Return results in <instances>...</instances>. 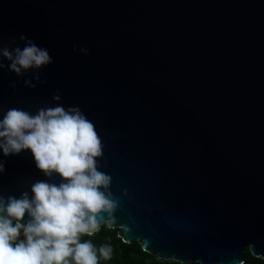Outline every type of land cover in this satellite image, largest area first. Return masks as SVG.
<instances>
[{
  "label": "water",
  "instance_id": "95a60500",
  "mask_svg": "<svg viewBox=\"0 0 264 264\" xmlns=\"http://www.w3.org/2000/svg\"><path fill=\"white\" fill-rule=\"evenodd\" d=\"M22 34L53 62L17 75L4 61L0 118L85 113L111 177L100 226L160 259L264 258V0H0V47ZM0 161L5 197L50 179L30 149Z\"/></svg>",
  "mask_w": 264,
  "mask_h": 264
},
{
  "label": "clouds",
  "instance_id": "9594fccd",
  "mask_svg": "<svg viewBox=\"0 0 264 264\" xmlns=\"http://www.w3.org/2000/svg\"><path fill=\"white\" fill-rule=\"evenodd\" d=\"M20 40L23 47H0V67L7 61L10 70L23 75L53 62L47 48L23 34ZM79 51L87 54V49ZM28 149L50 179L32 183L30 192L19 197L0 195V264H99L101 257L108 259L109 246L97 249L90 239H81L97 232L102 214L114 207L111 177L98 163L103 146L93 122L78 106L61 103L34 112L10 108L0 118V151L7 157ZM4 171L5 161H0ZM57 175L58 183L51 179Z\"/></svg>",
  "mask_w": 264,
  "mask_h": 264
},
{
  "label": "trees",
  "instance_id": "16d2710c",
  "mask_svg": "<svg viewBox=\"0 0 264 264\" xmlns=\"http://www.w3.org/2000/svg\"><path fill=\"white\" fill-rule=\"evenodd\" d=\"M118 228H112L104 223L91 237L82 236L81 239H90L94 246L107 245L111 249L108 259L100 258L99 264H199L198 262H180L173 259H160L143 251L140 243L133 241L124 242L117 233ZM241 264H264V258L252 254L247 248L244 252V260Z\"/></svg>",
  "mask_w": 264,
  "mask_h": 264
}]
</instances>
